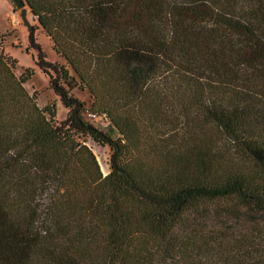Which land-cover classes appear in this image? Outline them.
Instances as JSON below:
<instances>
[{
	"label": "trees",
	"instance_id": "1",
	"mask_svg": "<svg viewBox=\"0 0 264 264\" xmlns=\"http://www.w3.org/2000/svg\"><path fill=\"white\" fill-rule=\"evenodd\" d=\"M21 1L67 112L0 46V264H264V0Z\"/></svg>",
	"mask_w": 264,
	"mask_h": 264
},
{
	"label": "rangeland",
	"instance_id": "2",
	"mask_svg": "<svg viewBox=\"0 0 264 264\" xmlns=\"http://www.w3.org/2000/svg\"><path fill=\"white\" fill-rule=\"evenodd\" d=\"M22 9L25 10L24 13H21ZM30 26L37 27L34 33L35 41L41 52L45 54L46 60L66 66L63 59L53 53L52 43L40 29L28 8L24 6V8L17 9L15 2H12V0H0V46L5 55L16 61L13 70L16 77H20L27 70L31 71L29 79L23 85L25 90L29 95H35L39 108L54 104L56 111L54 123L59 124L65 119L67 111L61 105L58 97L48 87V77L42 74L35 65L37 52L28 46L27 41ZM69 72L73 75L70 69ZM71 94L83 101L87 108L90 106L91 99L86 90L75 88L71 91ZM88 114L84 115L87 121L101 131L111 134L112 138L116 137V134L110 131L109 123L106 120H96L90 118ZM84 140L95 155L102 174L106 175L109 172V149L96 145L89 138Z\"/></svg>",
	"mask_w": 264,
	"mask_h": 264
},
{
	"label": "water",
	"instance_id": "3",
	"mask_svg": "<svg viewBox=\"0 0 264 264\" xmlns=\"http://www.w3.org/2000/svg\"><path fill=\"white\" fill-rule=\"evenodd\" d=\"M12 2H15L16 8L17 9H21L23 8L25 5L21 0H12Z\"/></svg>",
	"mask_w": 264,
	"mask_h": 264
},
{
	"label": "built area",
	"instance_id": "4",
	"mask_svg": "<svg viewBox=\"0 0 264 264\" xmlns=\"http://www.w3.org/2000/svg\"><path fill=\"white\" fill-rule=\"evenodd\" d=\"M90 118L96 119V118H95V116H93V115H92V116H90ZM96 120H97V119H96Z\"/></svg>",
	"mask_w": 264,
	"mask_h": 264
}]
</instances>
